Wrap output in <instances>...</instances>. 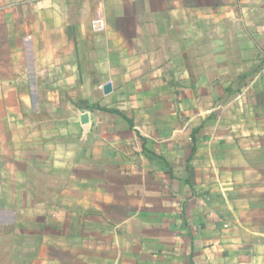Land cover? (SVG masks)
<instances>
[{"label":"crops","instance_id":"0c3cea01","mask_svg":"<svg viewBox=\"0 0 264 264\" xmlns=\"http://www.w3.org/2000/svg\"><path fill=\"white\" fill-rule=\"evenodd\" d=\"M0 21V264H264V0Z\"/></svg>","mask_w":264,"mask_h":264},{"label":"rangeland","instance_id":"374dc122","mask_svg":"<svg viewBox=\"0 0 264 264\" xmlns=\"http://www.w3.org/2000/svg\"><path fill=\"white\" fill-rule=\"evenodd\" d=\"M16 28H17L16 24L12 23L8 27V24H6V22L0 21V45L7 44L6 41H7L8 30L14 31ZM12 42H13L12 44L17 45L16 41L13 40Z\"/></svg>","mask_w":264,"mask_h":264},{"label":"built area","instance_id":"2783aa9c","mask_svg":"<svg viewBox=\"0 0 264 264\" xmlns=\"http://www.w3.org/2000/svg\"><path fill=\"white\" fill-rule=\"evenodd\" d=\"M91 29L95 32L102 31L105 27V20L101 13H97L90 22Z\"/></svg>","mask_w":264,"mask_h":264},{"label":"water","instance_id":"95a60500","mask_svg":"<svg viewBox=\"0 0 264 264\" xmlns=\"http://www.w3.org/2000/svg\"><path fill=\"white\" fill-rule=\"evenodd\" d=\"M110 88H111L110 85L109 84H106V85H104V88L103 89H104L105 92H109L110 91Z\"/></svg>","mask_w":264,"mask_h":264}]
</instances>
